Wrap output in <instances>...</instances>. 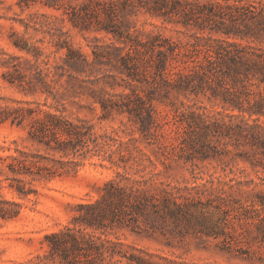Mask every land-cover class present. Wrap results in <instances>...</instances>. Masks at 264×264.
Returning <instances> with one entry per match:
<instances>
[{
  "label": "trees",
  "instance_id": "obj_1",
  "mask_svg": "<svg viewBox=\"0 0 264 264\" xmlns=\"http://www.w3.org/2000/svg\"><path fill=\"white\" fill-rule=\"evenodd\" d=\"M21 1L17 4L22 9ZM39 1L56 9L62 6L79 31L104 32L111 37L106 41L94 35L87 53L72 44L68 30L57 24V16L43 14L45 19L35 24L49 34L52 48L48 52L34 43L13 41L27 56L9 55L17 62L4 77L17 82L25 94H42L46 106L26 101L0 104V122L26 123L32 146L16 147L14 154L0 156V173L18 196L28 197L34 192L32 182L74 171L88 157H112L110 141L115 142L114 137L98 134L92 123L65 113V100L84 94L99 105L101 118L126 115L145 139L154 142L165 134L163 125L170 123L158 122L155 102L173 106L168 133L184 135L180 148L187 159L229 153L226 147L218 148L222 141L253 166L264 165V0H67L65 5L60 0ZM24 2L26 7L31 4ZM139 14L181 24L191 32L183 43L175 42L158 31H146L143 24L137 26ZM102 68V77H120L122 83L110 82L109 86H123L122 91L106 89L104 84L109 81L97 76ZM93 73L94 78H89ZM180 94L202 95L229 112L211 118L186 106L181 109L176 105ZM256 154L255 160L249 158ZM148 182L126 171L117 172L116 178L104 182L96 198L75 205L68 224L44 235V254L22 264L49 260L60 264H157L150 255L108 236L122 227L136 233L154 232L184 221L181 188L161 182L151 190L146 187ZM218 191L219 196L226 192ZM19 214L20 205L0 194V217L12 219Z\"/></svg>",
  "mask_w": 264,
  "mask_h": 264
},
{
  "label": "rangeland",
  "instance_id": "obj_2",
  "mask_svg": "<svg viewBox=\"0 0 264 264\" xmlns=\"http://www.w3.org/2000/svg\"><path fill=\"white\" fill-rule=\"evenodd\" d=\"M18 1L0 0V104L26 101L33 105L38 102L44 108L42 94H25L17 82L11 83L4 77L7 70L12 71L10 65L17 62L9 59V55L27 56L14 46L13 41H26L28 45L34 43L48 52L52 48L48 42L49 34L35 24L45 19L43 14L57 16V24L68 30L72 44L87 53H90L89 44L94 35L106 41L111 36L74 28L62 6L56 9L39 0H28L31 4L26 7L22 0L21 9ZM60 3L65 5L67 0H60ZM141 24L146 31H158L178 43H183L191 32L181 24L162 22L148 14L138 15L137 26ZM21 66L26 67L22 62ZM104 73L102 68L97 76L109 81L104 84L109 92L124 89L117 84L111 88L110 82L122 83V80L118 76L115 80L109 76L102 77ZM93 75L89 78H94ZM51 101L49 98L48 103ZM176 105L181 109L186 106L203 112L211 118H220V114L229 112L218 101L202 95L180 94ZM155 109L158 122L170 121L163 125L165 134L159 136V142L145 139L126 115L101 118L99 105L91 102L87 94L65 100L67 115L92 123L98 134L115 138V142L110 141L114 153L111 158L107 154L88 157L74 171L32 182L34 192L28 197L18 196L0 173V194L20 205L17 217H0V264H22L33 260L37 254H44V235L68 224L77 203L96 198L104 182L116 178L117 172L123 171L131 177L149 179L146 187L151 190L161 182L179 186L180 194H184V221L178 226L170 223L154 232L148 229L136 233L122 227L108 232L111 239L150 255L157 264H264V165L253 166L231 144H223L222 141L218 148L226 147L229 153L222 152L217 157L204 160L187 159L184 149L180 148L184 147V143H180L184 135L176 137L168 133L174 119L173 106L156 101ZM27 128L26 123L0 122V156L14 154L16 147H32L27 140ZM248 154H252L251 151ZM257 157V154L249 156L252 160ZM220 189L225 190V194L219 196ZM46 264L60 263L49 260Z\"/></svg>",
  "mask_w": 264,
  "mask_h": 264
}]
</instances>
